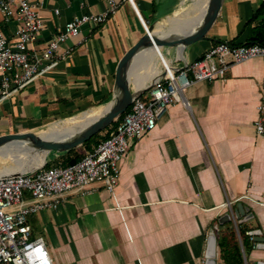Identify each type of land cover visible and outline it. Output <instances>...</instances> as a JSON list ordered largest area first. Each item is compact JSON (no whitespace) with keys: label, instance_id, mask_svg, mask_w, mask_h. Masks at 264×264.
Returning a JSON list of instances; mask_svg holds the SVG:
<instances>
[{"label":"crops","instance_id":"1","mask_svg":"<svg viewBox=\"0 0 264 264\" xmlns=\"http://www.w3.org/2000/svg\"><path fill=\"white\" fill-rule=\"evenodd\" d=\"M195 1L135 0L134 8L121 0L105 24L83 26L61 44L49 73L0 103V135H43L60 121L110 104L117 64L145 33L137 10L162 36L180 35L203 21L208 7L171 23ZM107 8V0H44L38 11L45 26L36 48L74 16ZM258 10L261 16L253 19ZM263 19L264 0H223L207 39L163 47L162 55L182 68L220 40L250 42ZM16 28L0 11V30L13 43ZM67 48L71 53L62 56ZM143 53L125 72L133 91L150 84L138 83ZM153 63L161 69L157 55ZM263 90L264 61L258 58L233 65L223 79L193 83L185 91L189 106L171 105L152 132L132 142L115 196L102 183L90 194L72 193L57 209L29 217L33 237L45 239L55 264H224L210 235L215 220L234 208L254 227L248 231L264 239V136L254 128ZM12 142L0 157L27 151ZM61 154L48 155L49 165ZM246 264H264V243L251 250Z\"/></svg>","mask_w":264,"mask_h":264},{"label":"built area","instance_id":"2","mask_svg":"<svg viewBox=\"0 0 264 264\" xmlns=\"http://www.w3.org/2000/svg\"><path fill=\"white\" fill-rule=\"evenodd\" d=\"M43 1L0 0L5 19H14L17 23L14 43L0 30V103L49 73L61 55V44L80 35L85 25L105 24L121 4V0H107L108 8L102 12L74 16L38 49L35 45L45 26L38 11ZM127 1L136 8L135 0ZM137 13L146 30L148 25L138 10ZM70 53L71 48H67L62 56ZM256 58L264 61V44H234L228 40L216 42L200 58L182 68L173 67L159 53L161 69L151 78L146 90L134 96L109 137L93 151L69 166L43 164L32 171L0 175V264H55L45 239L33 237L29 217L45 209H57L72 193H92L96 183H102L115 196L121 165L132 142L152 132L171 105L182 101L189 106L185 97L188 87L197 82L223 79L233 65ZM258 112L260 116L254 128L258 135L264 136V90ZM231 214L235 220L232 210ZM246 234L256 249L257 236L252 231Z\"/></svg>","mask_w":264,"mask_h":264},{"label":"water","instance_id":"3","mask_svg":"<svg viewBox=\"0 0 264 264\" xmlns=\"http://www.w3.org/2000/svg\"><path fill=\"white\" fill-rule=\"evenodd\" d=\"M223 0H209L208 8L203 18V21L194 29H184L180 31V35H159L155 34V25L151 24L145 30L144 35L132 45L119 60L114 81V97L109 102L110 109L102 117L92 121L89 125L73 134L72 136L49 139L41 137L40 135L26 131V132H11L0 135V149L12 141L20 140L28 142L31 147L37 152H46L47 156L51 153H64L72 150L86 141H88L95 134L106 129L109 125L115 122L131 105L134 96L143 91H133L130 85V79L125 76L126 70L131 67L136 56L145 50L156 49L162 53L163 47L185 48L195 42L207 39V33L218 18L221 10ZM46 156V157H47ZM17 171L10 174L22 173L32 171ZM4 174V175H10ZM210 241L213 245L217 244V237L215 234L210 235ZM259 243L258 247L264 243L262 237H256ZM214 257V254L211 255Z\"/></svg>","mask_w":264,"mask_h":264},{"label":"trees","instance_id":"4","mask_svg":"<svg viewBox=\"0 0 264 264\" xmlns=\"http://www.w3.org/2000/svg\"><path fill=\"white\" fill-rule=\"evenodd\" d=\"M261 14V11L258 10L253 19H257ZM251 37L252 40L248 43L264 44V19L261 26L256 27V29L253 30ZM125 113L106 129L95 134L82 145L62 153L60 160L51 164L69 166L81 160L86 153L93 151L100 142L109 137L111 131L115 128ZM47 165H49V162H47ZM232 211L237 226L231 212H227L215 220L212 227V233L217 236L219 256L224 264H246V257L253 249L250 235L246 234V232L248 230H253L254 227L248 224L247 221L242 220L241 214L234 208Z\"/></svg>","mask_w":264,"mask_h":264},{"label":"bare ground","instance_id":"5","mask_svg":"<svg viewBox=\"0 0 264 264\" xmlns=\"http://www.w3.org/2000/svg\"><path fill=\"white\" fill-rule=\"evenodd\" d=\"M209 0H197L194 2V5L192 7H189V10H185L180 16L174 18L172 22H175L179 19L191 16L205 7H208ZM193 4V3H192ZM167 26V25H166ZM155 34L161 35L162 30H155ZM154 55H157L159 57V52L154 50H145L142 56L141 60V68H140V74L138 83H144L146 80L151 79L157 72V68H155V64L153 63ZM155 62V61H154ZM111 104L108 105H102L99 107H96L95 109H92L90 111H87L81 115L74 116L68 119H65L63 121L58 122L53 127H51L48 131H46L43 135H40L41 137L49 138V139H60L63 138L67 134V132L72 131L77 126L81 124L89 125L92 121L102 117L107 111L110 109ZM14 142H17L20 144V146H23L27 149V151L24 154L21 155V158L27 159L28 163L24 166H20L17 169H11V170H5L0 172V175L3 174H10L17 171H26L30 169H35L38 167H41L43 164H45L46 152H37L35 151L31 145L26 141H20L15 140ZM13 143V142H12ZM11 144V143H9ZM9 144L5 145V147L9 146Z\"/></svg>","mask_w":264,"mask_h":264},{"label":"rangeland","instance_id":"6","mask_svg":"<svg viewBox=\"0 0 264 264\" xmlns=\"http://www.w3.org/2000/svg\"><path fill=\"white\" fill-rule=\"evenodd\" d=\"M78 130L79 129H77L76 131ZM27 161H28L27 159L21 158V155L19 154L0 157V172L5 170L17 169L20 166H24L25 164H27L28 163ZM47 162H48V156L46 157L45 164H47Z\"/></svg>","mask_w":264,"mask_h":264}]
</instances>
